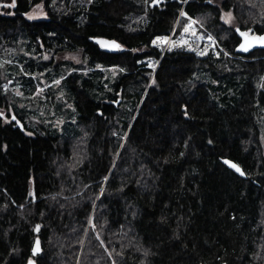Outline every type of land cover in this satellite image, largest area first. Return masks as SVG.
Returning a JSON list of instances; mask_svg holds the SVG:
<instances>
[{"label": "trees", "instance_id": "obj_1", "mask_svg": "<svg viewBox=\"0 0 264 264\" xmlns=\"http://www.w3.org/2000/svg\"><path fill=\"white\" fill-rule=\"evenodd\" d=\"M38 3L47 18L26 19ZM9 11L0 55L21 36L78 62L56 65L74 106L61 133L0 117V264H264V48L236 51L235 31L264 33V0H16ZM188 17L218 54L152 43Z\"/></svg>", "mask_w": 264, "mask_h": 264}, {"label": "rangeland", "instance_id": "obj_2", "mask_svg": "<svg viewBox=\"0 0 264 264\" xmlns=\"http://www.w3.org/2000/svg\"><path fill=\"white\" fill-rule=\"evenodd\" d=\"M6 4L9 3L5 2L0 6V14H9L10 7H5ZM27 13L33 16L32 19H29L25 15L28 20L47 18L42 3L34 5ZM192 20L196 21L195 19ZM188 22V18L181 25L177 22L176 28L180 25L177 34L166 36L168 37L167 42L160 43L158 41L155 45L162 52L165 49H181L193 52L197 56H205L208 53L218 54L215 39L211 34H207L200 23L193 25L195 35L192 30L188 32L183 30L184 25ZM231 22L227 24H231ZM209 36L213 39L209 40ZM182 41H187V44L181 43ZM173 43H175V46H173ZM189 44L191 48L188 46ZM199 52H205V54L199 55ZM2 55H0V78L3 79L8 76L7 80L4 81L3 79L2 83L4 93L8 95V101L7 103L1 101L4 104H0V112L4 113L3 118L5 121H9L13 116L15 117L17 111L23 113L27 124L30 126L45 124L61 133L66 123L73 120L74 106L61 87L63 75L56 74V68L62 71L65 66L62 64L56 65L67 60L77 63V52L59 53L51 57V53L44 47L40 46V49H37L29 44V41H25L23 37L19 36L12 51L6 53L5 56ZM143 62L149 67L154 68L157 66V61L153 59H146ZM150 63L154 66H150ZM86 70L84 69V73H87ZM102 70L105 77L111 79L117 72L113 68ZM54 81L60 82L57 84ZM5 85H7V89H5ZM15 120L17 121L18 118L15 117Z\"/></svg>", "mask_w": 264, "mask_h": 264}, {"label": "snow or ice", "instance_id": "obj_3", "mask_svg": "<svg viewBox=\"0 0 264 264\" xmlns=\"http://www.w3.org/2000/svg\"><path fill=\"white\" fill-rule=\"evenodd\" d=\"M89 2H91V0H89ZM146 2H147V0H146ZM159 2H160V0H151V3L152 4H157ZM15 3H16V0H12V3L11 4H6L4 6L5 7H15ZM37 7H39V5H37ZM25 15H27L29 19H32L33 18V16L31 14L26 13ZM180 16L181 17H186V16H188V14L186 12H184L183 10H181L180 11ZM221 19L224 20L225 23H230L231 22V13L230 12L229 13H225L223 16H221ZM188 21L189 22L184 25V29L183 30L185 32H188L189 30H192L193 34L195 35V29L193 28V25L196 24V23H199V22L198 21H193L191 17H188ZM237 32H240V30L237 29ZM240 35L245 38V42L239 45V47L242 50H244V51H248L249 48H251L253 46V43L259 42L261 44H264V35L249 37V33L248 32H240ZM208 39L209 40H212L213 38L209 36ZM158 41L160 43H165V42L168 41V37H166V36L165 37L158 36V37H156L152 41V43L153 44H157ZM98 42L101 44L102 47H108L107 42H105L103 40L98 41ZM181 43L187 44V41H182ZM173 46H175V43H173ZM188 46L191 48V45L190 44ZM112 47L114 49H120L122 46L120 44H117L115 42H112ZM198 54L199 55H204L205 52H199ZM150 66H154V65H152L150 63ZM59 82L60 81H54V83H57V84ZM152 82L155 83L154 80ZM4 87H5V89H7V85H5ZM17 94L19 95V93H17ZM3 116H4V113L3 112H0V117H3ZM12 119L15 120V117L13 116ZM210 143H211V141H210ZM225 163L230 164V166L232 168H234L237 172H240L241 175L244 174L241 171L240 167L238 165H236L235 163H232L230 161H225ZM37 228H39V226H37ZM38 243L39 242L37 241V244ZM37 251H39V248L38 247L33 249V252L34 253L37 252ZM28 264H33V261L31 259H29Z\"/></svg>", "mask_w": 264, "mask_h": 264}, {"label": "water", "instance_id": "obj_4", "mask_svg": "<svg viewBox=\"0 0 264 264\" xmlns=\"http://www.w3.org/2000/svg\"><path fill=\"white\" fill-rule=\"evenodd\" d=\"M163 0H160V2H162ZM159 2V3H160ZM159 3H157V4H152V5H158ZM237 29L238 28H236L235 29V31H236V33L238 34V36L240 37V40H239V43H238V45H237V47H236V51H238V52H242V53H246V52H249V51H253V50H256V49H260V48H264V44H261V43H259V42H256V43H253V46L251 47V48H249V50L248 51H244V50H242L240 47H239V45L240 44H242V43H244L245 42V38L244 37H242L241 35H240V32H246V31H241L240 30V32H237ZM260 35H264V33H262V34H250L249 33V37H252V36H260ZM101 40H103V41H105V42H107V44H108V47H102L101 46V44L98 42V41H101ZM94 42H96L101 48H103V49H105V50H107V51H115L116 49H114L113 47H112V42H115V43H117L116 41H114V40H107V39H94ZM118 44V43H117ZM225 161H230V162H232V163H235L236 165H238L236 162H234V161H232V160H230V159H228V158H223L222 160H221V162L227 167V168H229L230 170H232L234 173H236L237 175H239V176H241V177H245V174H243V175H241L240 174V172H237L234 168H232L231 166H230V164H227V163H225ZM239 166V165H238ZM240 167V166H239ZM240 169H241V171L243 172V170H242V168L240 167ZM244 173V172H243ZM38 231V228H36L35 229V232H37ZM37 239H35V241H34V244H33V247H32V251H31V253H32V255H37L39 252H40V250H41V248H40V244L38 243L37 244ZM39 242V241H38ZM39 248V251H37V252H33V249L34 248ZM29 262V261H28ZM28 264V263H27ZM33 264H35L34 263V261H33ZM221 264H226L225 262H222Z\"/></svg>", "mask_w": 264, "mask_h": 264}]
</instances>
